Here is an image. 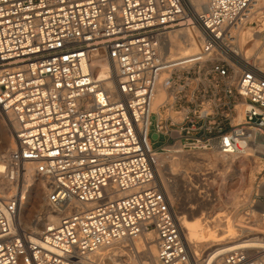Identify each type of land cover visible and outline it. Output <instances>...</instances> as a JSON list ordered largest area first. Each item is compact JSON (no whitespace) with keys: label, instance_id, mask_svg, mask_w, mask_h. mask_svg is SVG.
<instances>
[{"label":"built area","instance_id":"1","mask_svg":"<svg viewBox=\"0 0 264 264\" xmlns=\"http://www.w3.org/2000/svg\"><path fill=\"white\" fill-rule=\"evenodd\" d=\"M186 25L200 48L160 80L163 38ZM0 111L14 137L0 173L16 187L0 194V264H89L149 232L158 264H264L243 244L193 252L155 171L159 151L264 144V0H0ZM27 165L58 215L36 231L18 221Z\"/></svg>","mask_w":264,"mask_h":264},{"label":"bare ground","instance_id":"2","mask_svg":"<svg viewBox=\"0 0 264 264\" xmlns=\"http://www.w3.org/2000/svg\"><path fill=\"white\" fill-rule=\"evenodd\" d=\"M203 1L204 0H193L197 8ZM200 34H201L200 30L196 25L179 26L167 32V34L163 38L162 46L160 50L162 58H163V62H164V69L161 73L160 80L164 78L167 70L170 67L186 65L191 62V57L194 54H196L200 48V44H201ZM100 64L103 65L104 68L107 67L105 63H100ZM163 96H164L163 86H158L155 99L153 100V107L157 105L158 101H160L163 98ZM0 112L4 115L2 111ZM8 124L10 127V123ZM11 134H12L11 144L8 142V140H5L3 144L0 146V170L3 165V160L6 157L8 151L14 146V137H13L12 129H11ZM262 151H264V144L259 143L257 144V146H247L243 148L238 154H228L227 155V154H220L215 151H209V152H211L212 154H215L216 156H220L219 157L220 160L226 163V165L224 164V166H226V169L234 166V168L237 171L236 173H238L239 169H242L249 164H253L254 161H256L258 157L264 158L262 157ZM182 153H187V152H179V151L161 152L159 151L155 154V157H156V166H155L156 170L155 171H156L157 178L162 184V187L166 195L168 196L169 200L172 203H173V199L170 196L171 195L170 186L167 187L165 182L160 179L159 172L157 169H158L159 163H162L164 159H175V157H177L178 155ZM194 153H208V151H200V152H194ZM187 154H193V153H187ZM193 157L197 159L199 156L194 155ZM220 160H217V161H220ZM217 163L215 165H217ZM200 165L202 166V164ZM254 167H256V164H254ZM262 167H264V165H261L260 170L262 169ZM24 173H25V177H24L22 189L26 195H25L24 200L22 201L21 207L18 212V221L19 223H23L24 227H26L25 225H29L30 227L29 229L36 231L40 229V226L42 227L46 219H52L55 221L57 220L58 215L52 212V209L47 205V202H46V191H47L46 178L44 176L35 174L33 172L32 165H27L25 167ZM221 174H222V179H223V181L221 182V187L226 192V196H225L226 200H233V201H237L238 203V200H237L238 198L234 196L235 191L234 189L231 188L232 183L229 184V181H228L232 176L229 175L227 172H224ZM243 182H244V177L239 173L238 181H237V185H238L237 188L239 186H243ZM15 189H16L15 185H12V183L8 180V178L4 177L0 173V194L5 195L6 193H12L15 191ZM25 205L26 206L29 205V208L26 214L22 215V212L25 213L24 212L25 210L24 211H21V210L23 209V206ZM40 209H44L45 211L39 215V218L38 216H36L37 219L32 220L31 218L32 215L34 216L38 215V212H39L38 210ZM252 211L253 210H250L249 213H252ZM188 214H185L183 211L176 212V215L179 219V223L183 229L185 238L190 243L191 250L195 253L200 252L201 251L200 249L202 248H207L213 245H218L219 247H226L228 249H231L238 245L243 244L245 246H248L249 248L264 250V235L260 236V233L264 234V229H260L257 231L255 230L251 232V230L253 229H250V227L249 228H242V227L239 228L238 227L239 229L235 230L234 225L230 223L231 221H229L228 219H225L217 223L218 229H220V231H216V229H213L209 223L204 221V218L202 215H195V216L191 215L190 216ZM261 214H262V219H260L261 224L264 225V212H261ZM42 221H43V224H42ZM245 222L246 223L250 222V220H247ZM244 225H247V224L243 223V221H241L239 224V226H244ZM217 226H214V227H217ZM246 231H250V233H245ZM240 234H244L243 236H247V237L249 236V234H254V235L253 237H250V238L239 239L240 241L238 242H233V243L231 242L230 244H225V241H224V245L220 244L222 243L223 240H230V239L236 238V236ZM243 236L241 235V237ZM132 245H134L136 250L141 253L140 255L144 259L143 261L144 264H158L157 246L155 243L154 235L151 232L140 233L133 238H125L117 242H112L111 244L107 246H103L97 249L96 251L89 254L88 256L89 264H123L124 262L123 256H126L128 252L133 250ZM127 263L125 262V264Z\"/></svg>","mask_w":264,"mask_h":264},{"label":"rangeland","instance_id":"3","mask_svg":"<svg viewBox=\"0 0 264 264\" xmlns=\"http://www.w3.org/2000/svg\"><path fill=\"white\" fill-rule=\"evenodd\" d=\"M0 114L1 146L5 140H8L11 144L12 134L7 118L1 112ZM147 134L146 142L150 148H158L166 141V137L164 135H155L153 126H150ZM192 155H198L199 157L196 159ZM219 157L220 156H216L209 151L208 153H182L175 157V159H164L162 163H159L157 169L159 177L165 182L167 187L170 186V196L173 199L175 211H183L185 214L189 213L188 215L190 216L202 215L204 221L209 223L213 229H216V231H220L217 223L225 219L231 221L230 223L234 225L235 230H238L241 227H250V229H253L251 232L264 229V225L261 224L260 220L262 219V214L259 210L260 203L258 197L260 193H264V186L258 187V184L264 180V169L260 170L261 165H264V158L258 157L253 164H249L246 167L239 169L238 173H236L237 171L234 166L226 169V166H224L226 163L221 161ZM262 157H264V154H262ZM199 163L202 164V166ZM216 163L217 165H215ZM254 164H256V167H254ZM224 172H227L232 176L228 181L229 184L232 183L231 188L235 191L234 196L238 198V203L237 201L226 200V192L221 187V182L223 181L221 173ZM239 173L244 177V182L243 186H239L237 188ZM28 208L29 205L23 206L21 211L25 210V213L22 212V215L26 214ZM250 210H253L252 213H249ZM38 211V215H32V220L37 219L36 216L39 218V215L45 210L40 209ZM247 220H250V222L246 223L245 221ZM241 221L247 225L239 226ZM21 224L22 226L24 225L23 223ZM25 226L26 227L24 228L26 229L30 228L29 225ZM245 233H250V231H246ZM241 235L243 236L244 234H240L236 236V238L230 240H223L220 244L224 245V241L225 244L238 242L240 241L239 239L250 238L253 237L254 234H249L248 237H241ZM262 235L264 234L260 233V236ZM132 246L133 250L128 252L126 256H123V264H125V262H128L127 264H144V259L140 255L141 253L136 250L134 245ZM203 249L205 248L200 250Z\"/></svg>","mask_w":264,"mask_h":264}]
</instances>
